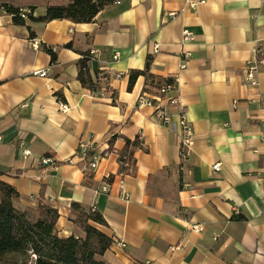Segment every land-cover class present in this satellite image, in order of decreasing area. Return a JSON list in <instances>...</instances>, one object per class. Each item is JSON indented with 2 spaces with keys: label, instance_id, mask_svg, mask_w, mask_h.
<instances>
[{
  "label": "crops",
  "instance_id": "crops-1",
  "mask_svg": "<svg viewBox=\"0 0 264 264\" xmlns=\"http://www.w3.org/2000/svg\"><path fill=\"white\" fill-rule=\"evenodd\" d=\"M188 1L119 0L91 23L20 25L3 3L42 16L65 1L0 0V179L17 189L21 209L56 208L63 236H85L72 203L100 211V228L113 239L108 264H264V65L256 86L245 82L255 50L264 58V0H191L197 8L183 10ZM185 29L193 40L183 41ZM70 42L73 49L61 48ZM41 44L57 50L55 62ZM92 49L96 92L78 78ZM148 57L153 75L178 79L196 134L184 165L178 132L155 106H139L143 94L154 98L145 77L128 88L131 70L144 69ZM158 105L171 114L180 108ZM114 135L143 141L135 174L122 172L111 153L87 176L80 142L99 155Z\"/></svg>",
  "mask_w": 264,
  "mask_h": 264
},
{
  "label": "trees",
  "instance_id": "trees-1",
  "mask_svg": "<svg viewBox=\"0 0 264 264\" xmlns=\"http://www.w3.org/2000/svg\"><path fill=\"white\" fill-rule=\"evenodd\" d=\"M64 3L49 4L46 13L34 16L32 12H24L18 7L3 3V9L13 16L16 24L23 25L27 20L36 23H47L56 19H67L75 23H91L105 7L117 0H63ZM23 14L26 17H23ZM34 36V33H31ZM43 49L57 60V50L41 44ZM60 48V47H59ZM61 48L73 49L70 42ZM90 52L83 54L80 61L78 78L81 83L97 91V85L89 72ZM152 58L148 57L144 69L130 72L129 90H132L137 79L144 76L146 85L144 92L156 94L163 84L173 81L172 78H161L151 73ZM123 138L125 145L121 150L114 147L117 139ZM144 147L143 141L137 137L131 140L122 135H114L109 140V147L102 154L116 153L121 163L122 172L133 175L136 172L135 148ZM94 152L90 150L86 156L87 165ZM2 173L0 172V175ZM86 175L91 170L86 168ZM20 198L17 189L0 179V264H108L103 256L113 244V239L100 226H107L103 214L80 203L71 205V216L85 232L84 237L76 235L63 236L57 223L59 212L49 205L37 208L21 209L16 205Z\"/></svg>",
  "mask_w": 264,
  "mask_h": 264
},
{
  "label": "built area",
  "instance_id": "built-area-1",
  "mask_svg": "<svg viewBox=\"0 0 264 264\" xmlns=\"http://www.w3.org/2000/svg\"><path fill=\"white\" fill-rule=\"evenodd\" d=\"M119 2V0H117ZM200 3H203L201 1ZM199 2L196 1H191L189 0L186 4V7L183 8L185 9H190V10H195L198 6ZM23 17H26L23 14ZM194 38V34L191 30L185 29L183 31V41H191ZM160 46L157 44L154 47V51L157 52L159 50ZM96 51L92 49L90 51V61H92L95 57ZM260 49L255 50V57L250 60L247 63V68H246V75H245V82L249 86H256L259 82L258 77L256 75L257 70L259 69L260 66L264 65V58H261L260 56ZM120 54L116 52L113 56L114 60H117L119 58ZM185 67V64H182V68ZM36 75L40 76H48V71L47 70H37L34 72ZM173 81L168 84H163L162 87L159 89V91L154 94V98H150L146 95H142L139 99V106L142 105H149V106H155L156 109V115L160 119V121L167 125L170 126L174 131L178 132L179 134V152H180V158H181V163L184 165L188 159L190 158L191 154L193 153V149L195 146L196 142V134L194 132V129L192 127L191 122L188 119L187 116V110L185 107L180 105V101L178 98V82H177V77H171ZM159 102H164L169 106H180L179 110L176 113H168L167 110L164 108V106L158 105ZM60 109L63 112H67L69 110V106L65 102H61L60 104ZM263 130H264V119H263ZM91 150V145L87 141H81L79 144L78 148V155L86 161V156L88 152ZM25 154H28V151L24 152ZM109 154H99V155H93L91 157V161L87 165L88 170H94L98 163L99 160L102 157H107ZM44 163H47L48 160H43ZM213 169L215 171H219L221 169V163H216L213 165ZM107 187H103V191H106ZM194 229L197 231H202L203 228L201 226H194ZM116 245L125 248L126 244L121 241H115Z\"/></svg>",
  "mask_w": 264,
  "mask_h": 264
}]
</instances>
